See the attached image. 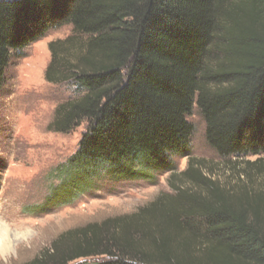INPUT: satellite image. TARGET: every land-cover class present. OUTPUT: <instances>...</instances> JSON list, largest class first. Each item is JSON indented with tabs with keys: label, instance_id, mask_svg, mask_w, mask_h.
I'll return each instance as SVG.
<instances>
[{
	"label": "trees",
	"instance_id": "16d2710c",
	"mask_svg": "<svg viewBox=\"0 0 264 264\" xmlns=\"http://www.w3.org/2000/svg\"><path fill=\"white\" fill-rule=\"evenodd\" d=\"M67 26L72 35L49 44L45 80L72 84L76 98L49 128H88L66 171L170 167L189 150L196 107L217 155L257 157L247 164L263 172L264 0H0V92L14 53ZM195 167L172 194L64 232L26 264H264V184L230 189ZM65 187L33 210L78 195Z\"/></svg>",
	"mask_w": 264,
	"mask_h": 264
},
{
	"label": "rangeland",
	"instance_id": "374dc122",
	"mask_svg": "<svg viewBox=\"0 0 264 264\" xmlns=\"http://www.w3.org/2000/svg\"><path fill=\"white\" fill-rule=\"evenodd\" d=\"M71 35L69 26L49 32L22 53H14L7 69L0 92V228L8 249L0 250V264H26L64 232L135 213L159 196L172 194L170 182L180 184V175L190 164L230 189L246 188L252 194L261 190L264 169L247 164L258 158L226 160L217 155L207 143L206 124L196 107L189 118L194 129L189 150L168 157L170 167L135 164L131 175L120 168L104 169L96 176L74 168L66 171L88 127L83 124L69 134L50 130L56 108L75 99L76 89L69 83H47L45 73L51 62L49 44ZM145 167L151 168L149 177L136 174ZM80 177L90 179L81 190L70 185ZM65 185L79 191L78 197L71 191L67 203L45 212L33 210Z\"/></svg>",
	"mask_w": 264,
	"mask_h": 264
},
{
	"label": "bare ground",
	"instance_id": "6f19581e",
	"mask_svg": "<svg viewBox=\"0 0 264 264\" xmlns=\"http://www.w3.org/2000/svg\"><path fill=\"white\" fill-rule=\"evenodd\" d=\"M1 228H0V250L3 251V252H6L7 249H8L7 248V243H6L5 239H4V237H2V235H1V231H2Z\"/></svg>",
	"mask_w": 264,
	"mask_h": 264
}]
</instances>
